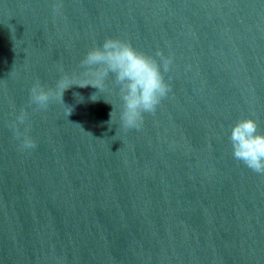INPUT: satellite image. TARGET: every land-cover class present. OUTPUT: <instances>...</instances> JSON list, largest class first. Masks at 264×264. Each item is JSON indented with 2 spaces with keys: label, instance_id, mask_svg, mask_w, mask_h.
I'll use <instances>...</instances> for the list:
<instances>
[{
  "label": "water",
  "instance_id": "95a60500",
  "mask_svg": "<svg viewBox=\"0 0 264 264\" xmlns=\"http://www.w3.org/2000/svg\"><path fill=\"white\" fill-rule=\"evenodd\" d=\"M106 37L172 58L139 128L113 74L81 86ZM248 116L264 131V0H0V264H264V172L228 136Z\"/></svg>",
  "mask_w": 264,
  "mask_h": 264
},
{
  "label": "clouds",
  "instance_id": "9594fccd",
  "mask_svg": "<svg viewBox=\"0 0 264 264\" xmlns=\"http://www.w3.org/2000/svg\"><path fill=\"white\" fill-rule=\"evenodd\" d=\"M55 11L58 9L54 8ZM171 62V56H165L159 50L152 56L137 50L127 41L106 37L98 46L90 48L80 61L93 82L77 85H93L101 89L108 74H113L122 100L121 125L124 128H139L143 114L153 112L169 91L170 86L163 73ZM71 85L66 74L56 81L55 88L46 89L37 80L29 89V101L37 108H46L57 97L63 101V93ZM26 119L27 113L21 109L11 127L21 148L31 149L35 140L27 134L26 128H19ZM228 136L232 156L256 172H264V131L258 130L257 121L251 116L238 119L232 124Z\"/></svg>",
  "mask_w": 264,
  "mask_h": 264
}]
</instances>
